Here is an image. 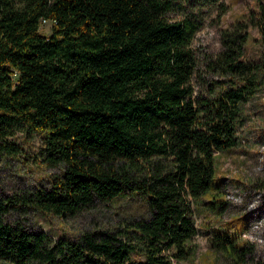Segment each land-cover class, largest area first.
I'll use <instances>...</instances> for the list:
<instances>
[{
  "label": "trees",
  "instance_id": "trees-1",
  "mask_svg": "<svg viewBox=\"0 0 264 264\" xmlns=\"http://www.w3.org/2000/svg\"><path fill=\"white\" fill-rule=\"evenodd\" d=\"M183 1L0 0V155L25 157L10 140L22 129L43 141L28 163L59 170L48 186L0 192L1 261L184 262L195 253L191 203L225 211L216 154L239 144L242 106L264 90V3L222 32L207 65L223 80L195 97L191 41L200 24L168 16ZM42 20L52 24L49 35ZM250 28L258 32L255 60L244 59ZM128 194L145 201L148 218L76 240L8 219L72 217ZM240 239V229L215 232L210 248L244 261L251 248Z\"/></svg>",
  "mask_w": 264,
  "mask_h": 264
},
{
  "label": "rangeland",
  "instance_id": "rangeland-1",
  "mask_svg": "<svg viewBox=\"0 0 264 264\" xmlns=\"http://www.w3.org/2000/svg\"><path fill=\"white\" fill-rule=\"evenodd\" d=\"M264 0H219L218 2L183 1L168 16L172 19L189 18L200 24L191 41L196 67L191 80L195 97L207 96L215 81L223 77L214 74L207 62L221 49V35L236 22L245 21L257 3ZM223 6V7H222ZM52 24L42 22L40 31L49 35ZM249 41L244 59L258 58V32L249 29ZM242 122L237 126L239 144L216 154V172L220 191L227 207L220 215L208 210L203 203H191L197 233L192 240L195 253L184 262L174 264H264V90L242 106ZM10 140L21 145L25 157L0 155V192L19 193L26 189L48 186L51 175L59 172L42 164H32L27 154L43 145L39 134L16 130ZM202 202H208L203 199ZM144 200L134 194L97 203L75 216L62 218L52 214L14 213L8 219L32 231H43L52 239L76 240L85 230H112L129 218H148ZM240 229V243L251 248L244 261L235 262L225 254L210 248L215 232L234 233ZM0 264H10L0 260Z\"/></svg>",
  "mask_w": 264,
  "mask_h": 264
},
{
  "label": "built area",
  "instance_id": "built-area-1",
  "mask_svg": "<svg viewBox=\"0 0 264 264\" xmlns=\"http://www.w3.org/2000/svg\"><path fill=\"white\" fill-rule=\"evenodd\" d=\"M42 22H48L47 20H42ZM51 23V22H50Z\"/></svg>",
  "mask_w": 264,
  "mask_h": 264
}]
</instances>
